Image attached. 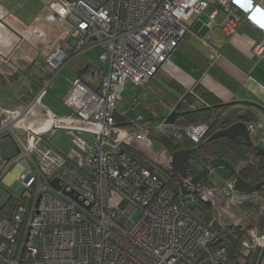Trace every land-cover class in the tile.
Returning <instances> with one entry per match:
<instances>
[{"label":"built area","instance_id":"2783aa9c","mask_svg":"<svg viewBox=\"0 0 264 264\" xmlns=\"http://www.w3.org/2000/svg\"><path fill=\"white\" fill-rule=\"evenodd\" d=\"M260 1H46V21L55 28L69 25L67 36L46 55L51 74L22 105L0 104V140L6 138L0 144V264H264V190L238 192L234 178L223 179L221 187L193 185L190 173L181 179L147 154L158 153L171 163V153L149 138L144 117L126 116L131 129L117 125L114 117L116 112L125 116L117 109L125 81L146 84L166 67L184 36L206 47L214 60L220 55L217 30L227 40L246 24L257 33L251 54L262 59ZM6 16L0 5V20ZM22 38L37 50L49 42L35 27L24 30ZM91 50H98L107 70L92 84L75 77L62 99L70 113L55 114L43 97L61 69ZM255 116L245 122L250 143L264 148V111ZM181 118L172 124L160 120L154 131L175 142L197 143L209 136L208 123L180 124ZM61 129L71 142L66 153L43 139ZM15 147L19 153L5 163ZM125 148L140 153L145 163ZM181 185L193 194L189 202ZM196 200L209 208L210 218L194 213ZM247 203L256 206L254 212L241 210ZM231 227L242 232L237 262L218 242L219 231Z\"/></svg>","mask_w":264,"mask_h":264},{"label":"crops","instance_id":"0c3cea01","mask_svg":"<svg viewBox=\"0 0 264 264\" xmlns=\"http://www.w3.org/2000/svg\"><path fill=\"white\" fill-rule=\"evenodd\" d=\"M46 1L27 0L30 7L28 13L22 9L27 13L25 19L20 18L19 11L16 15L11 14L0 20V104L8 109H15L25 103L37 90L41 80L50 74L49 66L47 70H42L44 72L40 76L33 71V67L38 63V57L44 48L49 46L51 50L59 43L60 38L67 36L69 28H62L64 24L55 28L46 21L43 11ZM260 3L264 7V0ZM8 10L11 13V9ZM28 27L43 31L48 44H43L39 50L31 46L22 38L23 31ZM217 35L220 40V55L214 60L208 56L207 48L191 37H187V40L176 47L166 67L158 70L148 81L152 82L150 95L154 97V103L143 105L150 107V113L155 112L156 104L163 106L161 113H169L184 92L198 85L222 103H237V107L243 103H255L261 110L264 109V57L258 59L251 54L253 40L257 38L256 31L244 24L227 40L220 30H217ZM95 51L98 53V50ZM82 57L84 56L72 60L55 78L63 74L68 86L77 76L91 84L96 83L99 79L98 72L106 71L107 65L101 64L95 77L87 81L84 75L92 70L90 68L93 65L90 62L84 64ZM54 80L52 84L55 83ZM48 94L49 92L43 98L56 104V98ZM163 94L165 96L159 98ZM5 140L6 138H2L0 144L6 143Z\"/></svg>","mask_w":264,"mask_h":264},{"label":"trees","instance_id":"16d2710c","mask_svg":"<svg viewBox=\"0 0 264 264\" xmlns=\"http://www.w3.org/2000/svg\"><path fill=\"white\" fill-rule=\"evenodd\" d=\"M51 74V71H50ZM50 74L46 75L49 76ZM202 100L205 105L201 103ZM237 103L224 104L218 100L212 93L203 88L201 85L196 86L193 89V93L186 91L176 102L174 108L179 111L186 112L179 121L180 124L186 123H199L206 122L209 125V131L212 133L216 131L219 126H227L234 122H250L256 119V114L261 110V107L255 103H243L241 106L236 105ZM157 107L154 109V113H150V107H146L149 112V116L143 119V125L148 127V136L150 139L158 142L160 145L164 146L169 153H173L181 147H192L193 156L196 160L201 161L204 166H211L215 159H224L228 161L235 170L238 171L245 181L256 184L264 179V156L257 153L258 148L253 146V144H247L243 139H229L225 137L209 140L208 137L200 140L197 143H192L189 141L175 142L172 137H170L166 132H155L154 128L158 123L156 120L157 112H160L163 106L156 104ZM191 107L195 108H206L203 110H195L194 112H187ZM116 124L131 129L132 124L126 119V115L123 116L118 112L115 113ZM210 133V134H211ZM126 151L139 158L140 161L144 162V157L140 153L132 150L130 148H125ZM145 163V162H144ZM146 164L151 166V164L146 160ZM164 165L170 168L169 163H164ZM189 173L195 172L193 168L188 169ZM222 179L234 178L236 173L230 172L224 168ZM174 180L172 181V183ZM203 183L214 186L209 180H204ZM179 186V183H178ZM175 186L176 188L178 187ZM264 190V186L258 191ZM195 206V205H194ZM194 206L192 209H194ZM201 213H196L198 216L205 215V218H210L209 208L201 201L197 205ZM247 207L243 209L246 213L254 212L256 206L251 203L244 205ZM221 236V246H224L229 253L230 257L237 262V255L241 254V246L239 244V238L242 236V232L236 228H227L225 230H220Z\"/></svg>","mask_w":264,"mask_h":264},{"label":"rangeland","instance_id":"374dc122","mask_svg":"<svg viewBox=\"0 0 264 264\" xmlns=\"http://www.w3.org/2000/svg\"><path fill=\"white\" fill-rule=\"evenodd\" d=\"M0 4H2V6L7 11V16H10L11 14L16 15V13L20 11L19 16L22 19H25V17L27 16L28 11L30 9L29 5H27V0H0ZM8 8L11 9V13L9 12ZM22 9L26 10L27 13L24 12V10H22ZM221 17H222V14L219 13L218 19H220ZM191 20H193V19H191ZM62 28H65V29L69 28V25L68 24H64L62 26ZM187 37H191V36H184L183 39L181 40V42L183 40H187ZM64 38H60L58 40V42H60ZM191 38H193V37H191ZM180 43H179V45H180ZM49 50H50L49 46H47L46 48L43 49V51L40 53V56L38 57L39 58L38 63H36L35 66L33 67V71L38 76H40L44 72L42 70H47V66L48 65L46 63L45 58H46V55L48 54ZM79 56H84L81 59L82 61H84V64H86L87 62H90L93 65L92 68H90L92 70H90L89 73L84 75V79H86L87 81H90L97 74V70L99 69L101 64H104V63H101L98 60V53L95 50H93V51L91 50V51L85 52V53H83V54H81ZM79 56H77V57H79ZM77 57H75V58H77ZM163 69L164 68H161V70H163ZM55 79H56V80H54L55 83L51 84V86L49 87V90H48L49 94L48 95L53 97V98L54 97L56 98V99L54 98L56 100V104L49 102L46 98L42 99V103L47 108H49L51 111H53L55 114H58V115L69 114L70 113V109L66 108L63 105V100L62 99L66 97V94H67V92L69 90L70 85L68 86L67 82L63 79V74H61V76L59 74V76L57 78H55ZM154 79H156V78H154ZM147 83L144 84V85H135V84L131 83L130 79H127L125 81L124 90H123V92L121 94V100L117 104L118 111L124 112V114L128 118L130 117L132 119H136L138 116L147 118L149 116V112L146 110V107H145V105H143V103L144 104L154 103V97H152L150 95L151 94V90H152L151 89L152 82L150 81L148 84ZM57 90H60V93H57ZM60 95H62V96L60 97ZM164 96L165 95L163 94V96H160L159 98H163ZM166 114L167 113L157 112V115L155 114V116H156L155 118L159 122L162 119V117L165 116ZM43 139L50 146L60 150L63 153H66L71 148L70 139H69L68 135L66 134V131L62 130V129L61 130H54V131L49 132V133H45L43 135ZM162 159H164L163 156H161V160ZM0 164H3V162H1ZM162 164L164 165V163H162ZM192 165H193L194 168H196L194 162L192 163ZM197 169H199V168H197ZM223 174H224V171L221 170V168H215V169H213L210 172V174L208 176V180L210 182H212L215 186L221 187L223 185V179H222V175ZM2 192H3V190H1V186H0V195H1ZM192 196H193V194H191V193L190 194H185V197H186L188 202H189L188 199L190 197H192ZM198 202L199 201L196 200V203H195V206H194V211L196 213H201L202 211L197 206ZM245 208H247V207L243 206V207H241V210H243ZM127 212L130 215L131 209H128ZM130 225H131V220L130 219L126 220L125 226L128 227Z\"/></svg>","mask_w":264,"mask_h":264},{"label":"water","instance_id":"95a60500","mask_svg":"<svg viewBox=\"0 0 264 264\" xmlns=\"http://www.w3.org/2000/svg\"><path fill=\"white\" fill-rule=\"evenodd\" d=\"M229 104V103H224ZM206 109L204 107L196 109L203 110ZM195 110H188L187 112H194ZM186 112L179 111L177 108H173L169 113L162 117L161 120H164L167 124L174 123L176 117L184 116ZM229 138L236 139L241 138L247 144L250 143V134L246 128L245 122L239 121L231 123L219 130L213 131L209 136V140L217 139V138ZM193 148H179L173 153H171V167L174 172H178L182 178H186L189 174L187 171V163L192 159ZM19 153V149L15 147V152L5 158V163L9 162L11 158ZM257 153L261 156H264V148H258ZM215 168H224L230 172L235 173V168L224 159H215L211 166H203L201 170H197L191 174L190 182L193 185L201 184L204 180H208V176L210 172ZM53 185L56 186V179L51 181ZM264 186V179L256 184L249 183L245 181L240 175L236 174L234 177L233 189L242 192V193H254L259 191ZM181 192L183 195L189 194L190 191L186 190L183 185H181ZM208 204V203H206ZM221 239L218 241L220 242Z\"/></svg>","mask_w":264,"mask_h":264},{"label":"flooded vegetation","instance_id":"af4514ba","mask_svg":"<svg viewBox=\"0 0 264 264\" xmlns=\"http://www.w3.org/2000/svg\"><path fill=\"white\" fill-rule=\"evenodd\" d=\"M198 108L192 109V110H196ZM191 110V109H190ZM177 118V117H176ZM210 132V131H209ZM211 133V132H210ZM210 135V134H209ZM181 148H192V147H181ZM193 153V152H192ZM192 155V159L187 163V166L189 167L188 169L193 168L195 171L197 170H201V167H203L204 165L201 163V161H198L194 158L193 154ZM195 163L196 168L193 167L192 163ZM199 168V169H197ZM178 175V174H177ZM179 176V175H178ZM181 179H183L181 176H179Z\"/></svg>","mask_w":264,"mask_h":264},{"label":"bare ground","instance_id":"6f19581e","mask_svg":"<svg viewBox=\"0 0 264 264\" xmlns=\"http://www.w3.org/2000/svg\"><path fill=\"white\" fill-rule=\"evenodd\" d=\"M147 154L150 155L153 159L160 161L161 163H169V166L172 169L171 163L165 158L161 160V156L158 155V153H152L151 151H149V152H147ZM174 173H176L180 176V174L178 172H174Z\"/></svg>","mask_w":264,"mask_h":264}]
</instances>
